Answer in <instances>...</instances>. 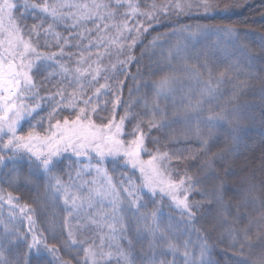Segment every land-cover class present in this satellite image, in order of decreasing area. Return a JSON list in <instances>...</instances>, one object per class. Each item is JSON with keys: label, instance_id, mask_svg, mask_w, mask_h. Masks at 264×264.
Segmentation results:
<instances>
[{"label": "snow or ice", "instance_id": "obj_1", "mask_svg": "<svg viewBox=\"0 0 264 264\" xmlns=\"http://www.w3.org/2000/svg\"><path fill=\"white\" fill-rule=\"evenodd\" d=\"M116 5L124 6L121 0H116ZM111 7L110 3H99L97 0H91L90 3L73 0H43L42 3H36L35 0H0V168L7 169V172L0 175V179L11 185L33 187L38 193V200L62 202L66 215L59 225L55 220L50 221V230L53 239H57L58 235L65 237L61 241L65 251L76 249L77 264H136L131 248L132 240L127 235L130 228L136 231L138 237L146 233L152 240L151 257H146L147 264H218L211 258L212 246L206 234L201 235L200 230L193 227L191 232L197 235L199 242L193 244L191 238L181 240L179 228L173 231L171 225L167 230L161 227L165 215L161 206L142 211L147 207L145 195L152 198L160 196L162 199L166 197L169 208L180 213V224L185 226L183 234L188 235L187 226L194 224L197 214L204 207L190 200L193 193L203 194L196 191L199 181L187 172L181 175L176 171L173 175L169 171V153L160 152L159 149L150 151L146 146L148 137L144 129L147 128L148 132L159 131L177 122L195 121V128L189 131L202 145L201 155L206 156L210 150V141L214 139V130L233 124L231 112L224 109L213 111L205 106L216 98L220 85L228 79L230 69L226 68L214 77L207 62L202 65L204 72L195 65L183 64L182 70L199 86V94L195 99L185 97L186 105L182 111L172 113L173 119H169L166 108L160 104L162 98H170L175 92L176 77L172 75L164 76L153 84L155 95L150 107L147 99L142 98L145 104L144 116L149 119L141 118L139 113H129L127 109L117 119L115 113L121 106L123 81L117 79L114 84L109 83L114 77L110 78L108 73L116 70V64L103 63L105 58L113 55V48L117 53L124 49L130 52L141 34L147 31L138 17H144L151 25L158 14L168 15L170 7L179 13L195 9L208 15L219 10L218 5L213 0H184L183 3L176 2L173 5H152L155 11L140 12L138 6L129 2L127 7L130 11L123 13V19L119 22H116L118 13L112 11ZM37 13L43 14L44 19H39ZM29 15L39 22L26 24ZM88 23H92L94 28L84 27ZM59 27L84 30L76 32L75 36L69 33L65 37L57 31ZM196 27L204 33L226 34L229 39L237 43L240 41L241 30L232 26ZM188 28L191 25L174 30L171 35L187 34L189 38H194L196 33L188 32ZM113 29L115 35H108ZM93 32L96 33L95 37ZM85 39L87 44L71 43L72 40ZM127 40L131 42L120 43ZM52 47L57 51L42 50ZM66 47L82 51L67 53ZM239 47L241 52L245 51V45L240 44ZM92 48L105 50L92 53ZM186 51V45L178 44L168 56L187 59V56L182 55ZM64 57L73 61L72 65L62 63ZM133 60L134 57L128 55L126 60L118 63L127 71ZM57 79L59 83L53 85L52 94L43 97L54 102L53 111L47 117L37 120V125L43 127L42 121L47 119L48 130L41 133L33 126L26 134H19L21 121L29 117L34 119L33 114H38L41 108L38 99L41 88ZM132 79L135 80V77ZM101 80L105 82L100 83ZM106 95H112L114 99H103ZM26 100L36 103L28 104L24 102ZM109 104L112 115L107 118L99 116V112L107 110ZM58 111H71L74 118L65 116L55 119ZM93 117L99 118L101 123H97ZM53 119L54 124L51 123ZM126 121H136L131 132H125ZM201 125L207 129L206 137ZM233 139L235 141L236 137ZM65 153H71L77 160L88 161L75 169V177L68 173L67 180L55 173ZM142 155H147L148 159L144 160ZM93 159L97 160L95 165L92 164ZM117 160L123 161L124 166L133 171L138 170L140 183L123 173V178L114 182L107 167L103 165L106 161ZM219 161L223 164V153L219 154ZM21 162L27 163L26 170L18 166ZM213 163L206 161L205 167H211ZM9 164L12 165L10 169ZM68 167L71 168L72 164ZM93 172L95 176L92 179H84ZM41 185L44 188L42 196L39 195ZM223 189L224 183L221 181L208 206L220 205L223 223L230 225L229 247L236 251L226 254L233 257V264H264V253L254 260L244 254L246 248L250 250L257 242L264 246V213L258 220H253L237 207L235 222L229 221L226 218L229 209L224 204ZM17 200L19 197L6 194L9 211L7 220L0 218V264H50V261L55 264H71L60 255V246L49 244L43 232L35 227L33 213L36 209L31 204L14 203ZM3 202L5 195H0V205ZM103 203L109 205L111 210L100 208L99 205ZM17 219L27 220V231L21 232L15 226ZM245 219L246 225L236 226L243 225ZM253 227L257 228L255 241L249 234ZM121 241L128 244V249L122 246ZM21 243L25 245L22 257L17 255ZM169 254L171 260L166 258ZM12 256L17 258L13 260ZM44 256L49 259H43ZM177 256L180 257L179 261Z\"/></svg>", "mask_w": 264, "mask_h": 264}, {"label": "trees", "instance_id": "obj_2", "mask_svg": "<svg viewBox=\"0 0 264 264\" xmlns=\"http://www.w3.org/2000/svg\"><path fill=\"white\" fill-rule=\"evenodd\" d=\"M35 2L42 3L43 0H35ZM49 2H52V0H49ZM73 2L90 3L91 0H73ZM97 2L110 3L111 10L118 13L116 22H119L123 19V13L130 11L127 7L129 2L138 6L140 12H153L155 9L151 7L152 5L157 7L173 5L176 2L183 3L184 0H121L123 7H117L116 0H97ZM213 2L218 5L219 10L208 15L203 14L202 10L196 11L195 9L191 12L185 10V12L179 13L173 11L170 7L168 15L158 14L151 25L144 17H138L137 19L147 31L141 34L130 52L124 49L121 53H117L113 48L111 49L113 55L110 58H105L103 63L104 65L116 64V70L108 73L110 78L114 77L109 80V83L114 84L117 79L123 81V89L120 93L121 106L116 109L115 113L117 119L124 115L125 109L129 113H139L141 118L145 120L149 119L148 116H144L145 104L143 99H147L150 107L155 95L153 84L168 75L176 77L175 92L172 93L170 98H162L160 104L161 107L166 108L169 119H173L172 113L182 111L186 105L185 97L191 96L195 99L199 94V86L194 80H190L187 73L182 70L183 64L195 65L201 72H204L202 65L207 62L214 77L220 71L226 68L230 69L228 79L220 85V91L216 98L205 106L213 111L224 109L231 112L233 124L214 130V139L210 141V150L206 156L201 155L202 145L198 142L197 137L189 131L195 128V121L177 122L170 128H162L159 131L148 132L147 128L144 129L148 137L146 146L150 151L159 149L160 152L169 153L171 157L169 171L173 175L176 171H179L181 175L187 172L188 175L199 181L196 185V191L203 194L193 193L190 200L197 201L204 207L197 214L198 218L194 224L187 226L189 234H183L185 226L180 224V213L169 208V200L166 197L162 199L160 196L152 198L145 195L144 199L147 201V207L142 211L154 210L157 206H161L165 214L161 223L163 229L167 230L169 225H171L173 231L179 228L181 240L191 238L193 244H196L199 242L197 235L191 232L194 227L200 230L201 235L206 234L208 236V243L212 246L210 255L213 261L218 262V264H233V257L226 254L229 251H236V249H230L229 247L231 244L228 236L230 225L223 223V218L220 216L222 211L220 205L212 207L208 205L214 199L215 189L223 181L224 204L229 209L226 218L229 221L235 222V209L237 207L241 213L246 212L248 218L253 220H258L261 214L264 213V206H262V202H264V0H213ZM225 9L227 10L225 11ZM36 15L39 19H44L43 14L37 13ZM38 22L39 20L33 19L31 15L25 20L28 25ZM109 23H112V21H109ZM188 25H191V28H188L187 31L196 33L194 38H189L187 34L171 35L174 30ZM197 25L235 27L241 30L239 32L240 41L237 43L229 39L226 34L204 33L196 27ZM45 26H47V21ZM84 27L94 28V25L88 23ZM83 30V28L73 29L71 27L57 28V31L65 37L69 36V33L75 36L76 32H82ZM92 35L95 37L96 33L93 32ZM108 35L114 36L115 30L108 32ZM130 42V40L120 41V43ZM71 43L87 44L88 41L86 39L83 41L72 40ZM178 44L187 46V51L182 53L183 56L188 57L187 59L168 56V53L175 49ZM240 44L246 46L244 52H241ZM42 50L57 51L55 47ZM104 50V48L90 49L92 53L103 52ZM77 51H82V49L65 48L67 53L75 54ZM128 55L134 57V60L129 63L127 71H124L118 61L126 60ZM74 59L75 56H73ZM61 62L69 65L73 63L67 57L62 58ZM132 77H135V80ZM104 82V80L100 81V83ZM58 83V79L53 80L51 84L46 83L41 88L40 97L38 98L41 108L38 109V114H33L34 119L29 117L22 121L18 129L19 134H26L33 126H36V131L41 133L48 130L49 121L47 119L42 121L43 127L37 125V120H40L41 117H47L53 111L54 102L43 99V97L52 94L54 91L53 85ZM103 99L111 101L114 97L106 95ZM25 102L28 104L36 103L33 100H26ZM233 109H235L234 112ZM111 115V104H109L107 110L99 112L101 117L107 118ZM65 116L74 118L71 111H58L55 114V119H62ZM93 118L96 119L97 123H101L99 118ZM55 119L52 120V124L55 123ZM135 123L136 121H126L125 132H131ZM201 129L206 137L207 129L203 125H201ZM234 136L236 137L235 141ZM126 138L130 139L131 137ZM154 140L157 142L154 143ZM221 153L224 154L223 164L219 161V154ZM142 157L148 159L147 155H142ZM177 157H179V160H177ZM61 160L62 163L55 170V173L64 180H67L68 173H72L75 177V169L81 164L88 163L86 159L77 160L71 153H65ZM206 161H213L214 163L211 167H205ZM96 163L97 160L93 159L92 164L95 165ZM69 164H72L71 168L68 167ZM18 166L26 170L27 163L21 162ZM103 166L107 167L114 182L122 179L121 173H123L125 176H131L136 183H140L139 171H133L130 167L124 166L123 161H106ZM8 168H12V165L9 164ZM5 172H7V169L0 168V175ZM93 176H95L94 172L85 176L84 179H92ZM7 193L19 197V200L14 201V203L20 205L31 204L36 209L33 213L36 221L35 227L43 232L49 244L60 246V255L66 261L77 264L76 249L71 252L65 251L64 247L61 246V241L65 237L58 235L57 239H53L50 230V221L55 220L56 224L59 225L62 217L66 215L62 202L59 200L52 201L51 199L38 200V193L33 187L23 184L19 186L11 185L6 183L4 179H0V195H5V202L0 205V218L4 220L8 219L9 211L6 204ZM43 193L44 188L41 185L39 195L42 196ZM99 207L103 208L104 211L111 210L106 203L99 205ZM169 214L171 218H169ZM14 223L21 232L27 231L29 227L26 219L23 221L17 219ZM246 224L247 219H245L243 225L236 226L242 227ZM57 231L59 232V229ZM256 232L257 228L253 227L249 233L254 241L256 240ZM127 235L132 240L131 248L136 264H147L146 257H151V238L146 233H142L138 237L136 231L132 228L129 229ZM121 244L125 249H128L129 246L125 241H121ZM24 253L25 245L21 243L17 255L22 257ZM261 253H264V246L257 242L250 250L246 248L244 254L254 260ZM80 255L82 256V252ZM11 258L15 260L17 256ZM166 258L171 260L172 256L169 254ZM43 259L49 258L44 256ZM176 259L179 261L180 257L177 256ZM33 260H35L34 256ZM50 264H55V262L50 261Z\"/></svg>", "mask_w": 264, "mask_h": 264}, {"label": "rangeland", "instance_id": "obj_3", "mask_svg": "<svg viewBox=\"0 0 264 264\" xmlns=\"http://www.w3.org/2000/svg\"><path fill=\"white\" fill-rule=\"evenodd\" d=\"M54 83H55V82H54ZM24 102H25V101H24ZM25 103H27V102H25ZM21 123H22V121H21ZM20 126H21V124H20ZM20 126H19V128H20ZM19 128H18V129H19ZM142 158H143V157H142ZM143 159H144V158H143ZM144 160H147V159H144Z\"/></svg>", "mask_w": 264, "mask_h": 264}]
</instances>
